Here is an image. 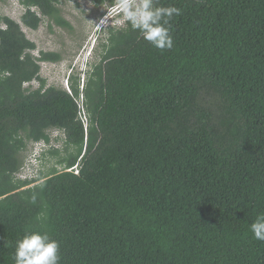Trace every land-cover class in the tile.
<instances>
[{
    "label": "trees",
    "instance_id": "trees-1",
    "mask_svg": "<svg viewBox=\"0 0 264 264\" xmlns=\"http://www.w3.org/2000/svg\"><path fill=\"white\" fill-rule=\"evenodd\" d=\"M19 1L24 26L71 29L58 0ZM158 3L181 9L172 48L109 26L81 90L75 75L47 86L39 62L60 54L34 56L0 16V264L25 230L57 240L58 264H264L250 227L264 214V0ZM51 130L61 169L18 179Z\"/></svg>",
    "mask_w": 264,
    "mask_h": 264
},
{
    "label": "rangeland",
    "instance_id": "rangeland-1",
    "mask_svg": "<svg viewBox=\"0 0 264 264\" xmlns=\"http://www.w3.org/2000/svg\"><path fill=\"white\" fill-rule=\"evenodd\" d=\"M58 8L61 16L69 22L71 29L55 25L48 18L43 17L37 29H31L20 22L21 15L25 9L19 0H0V16H7L20 23L25 36L35 44L32 54L38 56L40 51L56 52L61 59L58 62H39L40 77L45 79L47 86L63 87L68 89L69 75L79 76L80 87L86 75L81 70L83 62H93L100 53L99 42L104 36L105 28L110 24L111 18L101 24V19L111 7L109 4L97 6L92 0H58ZM37 12L36 9H33ZM39 15L40 13L37 12ZM113 17V16H112ZM118 18V27L123 26L122 18ZM0 26H3L0 24ZM32 88L38 86L37 81L30 83ZM50 140L48 143L28 142L21 154L23 167L16 174L18 179H32L40 183L52 168L61 169L57 159L63 156L66 148L64 133L60 130L49 131ZM57 150L59 155H51L49 151ZM70 150V149H69ZM68 150V151H69ZM39 156V157H38Z\"/></svg>",
    "mask_w": 264,
    "mask_h": 264
},
{
    "label": "clouds",
    "instance_id": "clouds-1",
    "mask_svg": "<svg viewBox=\"0 0 264 264\" xmlns=\"http://www.w3.org/2000/svg\"><path fill=\"white\" fill-rule=\"evenodd\" d=\"M180 14V8L173 5H160L158 0H114L106 17L102 18L100 22L101 24L106 23L107 18L110 17V24L106 27L100 26L99 31L103 28L106 30L109 26L116 27L119 19L115 18V21L113 18L114 16H119L122 18L123 24L130 26L133 30H138L142 37L156 48L160 50L171 49L173 46V39L170 34V21L174 16ZM103 38L104 36L101 40ZM94 62H96V60L93 62H87V60H85L82 63L84 68L82 69L81 67L80 71L83 75L87 77V73H89ZM84 81L85 79H83V82ZM27 85V83L24 84V86ZM79 101L81 104V96L79 97ZM80 108V116L86 127L87 121L84 116L85 111L82 106H80ZM40 142L45 143L43 141ZM72 171L77 172V169L74 168ZM34 199L35 197H33V200ZM250 227L254 237L264 241V214H258ZM59 247L57 240L50 238L48 233L25 230L21 238L16 241L14 252L15 264H58Z\"/></svg>",
    "mask_w": 264,
    "mask_h": 264
}]
</instances>
